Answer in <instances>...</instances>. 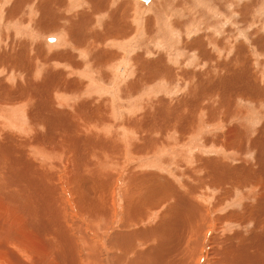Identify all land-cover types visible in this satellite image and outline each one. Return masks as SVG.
I'll use <instances>...</instances> for the list:
<instances>
[{"label":"rangeland","instance_id":"374dc122","mask_svg":"<svg viewBox=\"0 0 264 264\" xmlns=\"http://www.w3.org/2000/svg\"><path fill=\"white\" fill-rule=\"evenodd\" d=\"M66 2L0 0V132L17 142L41 138L45 146L35 145L49 152L51 171L28 154L31 167L44 172L48 192L62 184L59 193L67 191L74 210L76 192L86 209L106 197L114 199L119 222L112 216L108 222L102 216L97 219V229L107 225L102 233L96 229L101 237L108 232L106 240L113 236L114 242L116 227L130 228L132 219L125 220L124 212L131 201L135 217L143 216L138 227L132 222V232L155 237L150 243L143 235L131 239L133 249L136 242L147 245L145 250L157 246L161 237L183 251L189 264H218L222 258L232 264H246V259L264 264V0ZM74 10L81 15L74 18ZM125 24L132 27L127 34L122 32ZM59 35L63 44L55 46ZM22 105L23 119L17 120L22 128L5 126L2 116ZM191 140L194 147L185 150ZM17 147L21 162L23 148ZM80 164L90 168L77 170L79 180L73 187L67 170ZM47 175H54L52 181L45 180ZM41 195L46 201V192ZM44 204L53 215L51 201L47 198ZM203 211L209 216V234L197 251L190 216L199 214L195 220H202ZM185 215L188 232L180 242L171 227L186 223ZM187 246L194 252L185 254ZM134 253L132 259L139 255ZM163 257L170 262L166 252Z\"/></svg>","mask_w":264,"mask_h":264},{"label":"bare ground","instance_id":"6f19581e","mask_svg":"<svg viewBox=\"0 0 264 264\" xmlns=\"http://www.w3.org/2000/svg\"><path fill=\"white\" fill-rule=\"evenodd\" d=\"M47 1V0H46ZM65 1V0H64ZM68 2V0H66ZM66 2V3H67ZM77 2V1H76ZM43 3V2H41ZM63 3V2H62ZM75 3V1H74ZM116 3V1H115ZM124 3V2H123ZM130 3V2H129ZM157 3V2H156ZM158 3H163L158 2ZM59 4V3H58ZM71 4V3H69ZM84 4V3H83ZM94 4V3H93ZM102 4V2L100 3ZM126 4V3H125ZM128 4V2H127ZM88 5V4H87ZM104 5V4H103ZM159 5V4H158ZM67 6V5H66ZM73 6V5H71ZM91 8H93L92 5H90ZM53 7V6H52ZM68 7V6H67ZM79 6H77L78 8ZM86 7V6H85ZM104 7V6H101ZM45 8V7H44ZM62 8V7H61ZM70 8V7H68ZM89 7V9H91ZM106 9V7H104ZM74 9V8H73ZM72 9V10H73ZM87 9V8H86ZM122 9V8H121ZM43 10V9H42ZM46 10V9H45ZM61 10V9H59ZM70 10V9H69ZM104 10V9H103ZM57 11V10H56ZM65 11V10H64ZM76 12V10H74ZM72 11V12H74ZM91 11V10H89ZM99 11V10H96ZM108 11V10H106ZM74 14V18L75 15H81V13L79 14V12L77 11ZM93 12V11H92ZM101 12V11H100ZM104 12V11H103ZM110 12V10L108 11ZM61 13V12H60ZM97 13V12H95ZM68 14V13H67ZM93 14V13H92ZM100 14V13H99ZM105 14V13H103ZM116 15V14H115ZM125 15V14H124ZM92 16V15H91ZM90 16V17H91ZM101 16V15H100ZM106 16V14H105ZM110 16V15H109ZM108 16V17H109ZM123 16V15H122ZM127 16V15H126ZM125 16V17H126ZM70 17V16H69ZM72 17H70L71 19ZM73 18V19H74ZM65 19V18H64ZM67 19V18H66ZM114 19V18H113ZM123 19V18H122ZM61 20V19H60ZM68 21V20H66ZM65 21V22H66ZM71 21V20H70ZM124 21V19H123ZM130 21V20H129ZM84 22V21H83ZM114 22V21H113ZM119 22V21H118ZM126 22V21H125ZM71 23V22H70ZM69 23V24H70ZM130 23V22H129ZM63 24V23H62ZM67 24V23H66ZM71 25V24H70ZM111 25V24H110ZM119 26V24H117ZM127 25V26H125ZM122 26V32L124 34H127L126 32H128L129 30L132 31V27L129 26V24H125ZM65 26V25H63ZM67 26V25H66ZM96 27V26H95ZM62 28V27H60ZM90 28V27H89ZM114 28V27H112ZM131 28V29H130ZM53 30V29H52ZM59 30V29H58ZM63 31V30H62ZM77 31V30H76ZM90 31V30H89ZM88 31V32H89ZM95 31V30H94ZM235 31V30H234ZM121 32V33H122ZM66 33V32H65ZM102 34V33H101ZM113 34V33H112ZM64 35V34H63ZM66 35V34H65ZM64 35V36H65ZM131 35V34H130ZM105 37V36H104ZM66 38V36H65ZM125 38V37H124ZM49 39V38H48ZM68 39V38H67ZM86 39V37H85ZM118 39V38H117ZM56 44L55 46H59L63 44V36L59 35L58 38H56ZM78 40H80L78 38ZM84 40V39H83ZM96 40V39H94ZM69 41V40H67ZM123 41V40H122ZM125 41V40H124ZM78 42V41H77ZM76 43V42H75ZM74 43V44H75ZM88 43V42H87ZM86 43V45H87ZM96 43V41L94 42ZM71 44V43H70ZM70 44H68V46H70ZM79 44V43H78ZM81 44V43H80ZM79 44V45H80ZM84 44V43H83ZM83 44L81 46H83ZM97 44V43H96ZM95 44V45H96ZM76 45V44H75ZM94 45V44H93ZM84 47V46H83ZM86 47V46H85ZM94 47V46H92ZM99 47V46H98ZM88 48V47H87ZM86 48V49H87ZM76 49V47H75ZM78 49V48H77ZM90 50V49H89ZM99 50V49H97ZM83 51V50H82ZM88 51V49H87ZM86 51V52H87ZM14 52V51H13ZM85 52V51H83ZM85 52V53H86ZM90 53V51H89ZM86 55V54H85ZM90 55V54H89ZM92 56V55H90ZM93 58V57H92ZM90 57V59H92ZM80 60V59H79ZM257 60V59H256ZM93 61V59H92ZM127 65V64H126ZM124 66V65H123ZM126 67V66H125ZM120 68L121 71L123 72V74L126 71V68ZM118 68L117 71L118 72ZM114 71V70H113ZM120 71V72H121ZM75 73V72H74ZM86 74V73H85ZM117 74V73H116ZM115 74V75H116ZM122 74V75H123ZM71 77V76H70ZM89 77V75H88ZM118 77V75H117ZM124 77V76H123ZM87 79V77H85ZM89 80V79H88ZM104 80V79H103ZM117 80V79H116ZM98 81V80H97ZM106 82V81H105ZM93 83V82H92ZM91 83V85H93ZM95 83V82H94ZM98 83V82H97ZM103 83V82H102ZM101 84V83H100ZM103 85V84H102ZM84 86V85H83ZM104 86V85H103ZM102 86V87H103ZM86 87V86H85ZM96 87V86H95ZM97 87H99L97 85ZM94 88V89H97ZM101 87V89H103ZM105 87V86H104ZM131 88V87H130ZM140 88V87H139ZM227 88V87H226ZM92 89V88H91ZM91 89H89L88 91H91ZM126 89V88H125ZM98 90V89H97ZM100 90V89H99ZM111 90V89H110ZM131 90V89H128ZM95 90H93L92 92H94ZM101 91V90H100ZM99 91V92H100ZM97 92V93H99ZM109 92V91H106ZM95 93V92H94ZM86 94V93H85ZM62 95V94H61ZM87 95V94H86ZM106 96V95H105ZM80 97V96H79ZM2 98V97H1ZM58 98H61L58 97ZM68 98V97H67ZM23 99V98H22ZM19 100V99H17ZM60 100V99H59ZM62 101L63 98H61ZM22 101V100H21ZM25 101V100H24ZM58 101V100H57ZM143 101V100H142ZM27 102V101H26ZM34 101H32L33 103ZM105 102V101H104ZM25 103V102H24ZM30 103V102H29ZM43 103V102H42ZM61 103V102H60ZM63 105V103H61ZM60 105V104H59ZM28 106V105H27ZM94 107V106H93ZM144 107V106H143ZM25 108V105H24ZM103 109V108H102ZM109 109V108H108ZM41 110V109H40ZM45 110V109H44ZM110 110V109H109ZM23 111V105L22 108H14L13 109V113L10 115H6L4 114L2 116L3 120H4V125L10 128H22L21 125H19V122H17V120L20 118L23 119V115L21 114V112ZM43 112V111H42ZM52 112V111H51ZM54 112V111H53ZM99 112V111H98ZM133 112V111H132ZM25 113V111H24ZM46 113V112H45ZM107 113V112H106ZM136 114V113H135ZM179 114V113H178ZM31 116V115H30ZM92 116V115H91ZM173 117V116H172ZM187 117V116H186ZM44 118V116H43ZM199 118V117H198ZM1 119V118H0ZM16 120V121H15ZM105 120V119H104ZM110 120V119H109ZM19 121V120H18ZM107 121V120H106ZM105 121V122H106ZM104 122V121H103ZM156 122V121H155ZM72 123V122H71ZM101 123V122H100ZM187 123V121H186ZM191 123V122H190ZM18 124V125H16ZM103 124V123H102ZM124 124V123H123ZM244 124V123H243ZM252 124V123H251ZM1 125V124H0ZM16 125V126H15ZM87 125V124H86ZM247 125V124H246ZM96 126V125H95ZM99 126V124L97 125ZM102 126V125H101ZM91 127V126H90ZM190 127V126H189ZM104 128V127H103ZM115 128V126H114ZM255 128V127H254ZM2 129V127H1ZM0 129V130H1ZM94 129V128H93ZM97 129V127H96ZM99 129V128H98ZM97 129V130H98ZM127 129V128H126ZM129 129V128H128ZM137 129V128H136ZM100 130V129H99ZM139 130V129H138ZM73 131V130H72ZM90 131V130H89ZM92 131V130H91ZM125 131V130H124ZM3 132V131H2ZM98 132V131H97ZM138 132V131H137ZM136 132V134H137ZM148 132V131H147ZM245 132V131H244ZM249 132V131H248ZM53 133V132H52ZM87 133V132H86ZM100 134V131L98 132ZM121 133V132H120ZM187 133V132H186ZM247 133V132H246ZM21 134V133H20ZM146 134V133H145ZM248 134V133H247ZM246 134V135H247ZM90 135V134H89ZM21 136V135H20ZM28 136V134H27ZM52 136V135H51ZM101 136V135H100ZM103 136V135H102ZM126 136V135H125ZM135 136V135H134ZM140 136V135H139ZM142 136V135H141ZM148 136V135H147ZM151 136V134H150ZM172 136V135H171ZM63 137V136H62ZM90 137V136H89ZM99 137V136H98ZM20 138V137H19ZM61 138V137H60ZM104 138V137H103ZM150 138V137H148ZM160 138V137H159ZM247 138V137H246ZM37 139V138H36ZM98 139V138H97ZM142 140H144L143 138H140ZM31 141V138L28 137H24V138H20V140L17 142V138L10 135V134H3L0 132V264H189V261L187 262L186 259H184V252L182 251L180 253V251L178 252V248L177 246H173L171 247L172 243L168 244V240H162V238L160 237V239L158 240L159 243L157 244V246H153L150 247L149 249L145 250V247L147 246H142V244L136 242L135 244H137V249L135 246V250L133 249V247L131 245H129L130 240L134 238V240L137 238L138 240L140 239V236L143 235L144 238V242L145 243H150L152 242V240L155 238L152 234L151 235H145L143 234H139V236H137V231H133V221H135L134 225H136V223H141V216L142 213L140 215H137L138 213H136L134 210L131 209V204L132 202H128L126 208V211L124 212V219H132L131 224H130V228H127L124 230V228H120L117 229L115 231V236H114V242H112V237L109 240H106L107 237L109 236L107 233L104 232L103 236L101 237V230L104 229L105 226H107L106 224L99 230L98 225H97V219H99V217L103 218V220L105 222H108V218L109 216L113 217L114 219L118 221V216H117V210L116 207L113 206V201L114 199L111 201L107 200L108 197L104 198L105 200H102V203H98L95 204V208L94 207H87V209L85 208L86 205L83 206L81 205V201L82 199L80 198L81 196L79 195L80 193L77 194V199H76V210L73 209V207L71 205H69V199H67L69 197L67 191L63 192V195H61V193H59V191H62V184H60L59 186H55L54 189L56 190V192H54L53 190H50L52 192H48L43 180L45 178L44 176V172L42 171L43 174H39L40 168L35 165L34 167H31V160L32 159H36V162L40 161L42 163H44V168H46L49 172L51 171L50 168H48L47 166V162L50 156L48 151H44L42 152V148L43 146H45V144L42 142L41 138L38 140H34ZM48 141L50 139H47ZM76 140V139H75ZM82 140V138H81ZM100 141V139H98ZM107 140V139H106ZM137 140V139H136ZM97 141V140H95ZM102 141V140H101ZM133 141V140H132ZM140 141V140H139ZM6 142V143H5ZM38 142H40L41 144H39ZM51 142V141H50ZM62 142V141H61ZM94 142V141H93ZM106 142V141H105ZM115 142V141H114ZM113 142V143H114ZM160 142V141H159ZM170 142V141H169ZM17 143L20 147L23 148V156L21 157L24 159V161L21 160V162H19V160L17 159V154L18 151L17 149H19L17 146ZM35 143H37L40 146L35 145ZM76 143V141H75ZM80 143V142H79ZM116 143V142H115ZM121 143V142H119ZM127 143V142H126ZM200 143V142H199ZM85 144V143H84ZM99 144V143H98ZM103 144V143H101ZM122 144V143H121ZM193 140L187 142L186 149L185 150H191L190 147H194ZM75 145V144H74ZM86 145V144H85ZM144 145V144H143ZM184 145V144H183ZM78 146V145H77ZM165 146V145H163ZM184 146V147H185ZM196 146V145H195ZM16 149H15V148ZM69 147V146H67ZM97 147H100L99 145H97ZM106 147V146H105ZM121 149H125V154L126 152L129 151L128 149V144H124L122 145ZM21 148V149H22ZM96 148V147H95ZM107 148V147H106ZM110 148V147H109ZM108 148V149H109ZM117 148V147H116ZM159 148V147H158ZM167 147H165L166 149ZM169 148V147H168ZM47 149V148H46ZM115 149V148H114ZM119 147L117 148V151L121 150ZM136 149V148H135ZM139 149V148H137ZM143 149V148H142ZM183 149V148H182ZM69 150V149H68ZM93 150V149H92ZM101 150V149H100ZM110 150V149H109ZM141 150V149H140ZM158 150V149H157ZM160 150V149H159ZM170 150V149H169ZM181 150V148H180ZM52 151V150H51ZM95 151V150H93ZM111 151V150H110ZM137 151V150H136ZM143 151V150H142ZM168 151V150H167ZM104 152V151H103ZM115 152V151H114ZM158 152V151H156ZM160 152V151H159ZM183 151L182 155L185 154ZM76 153V152H75ZM102 153V152H101ZM108 153V152H107ZM153 153V152H152ZM155 153V152H154ZM187 153V152H186ZM28 154H32V159H29L27 156ZM56 154V153H55ZM63 154V153H62ZM97 154V153H96ZM110 153H108L109 155ZM116 154V153H111ZM141 154V153H140ZM174 154V153H173ZM188 154V153H187ZM186 154V155H187ZM224 154V153H223ZM91 155V154H90ZM104 155V154H103ZM190 155V154H188ZM58 156H60L58 154ZM62 156V155H61ZM60 156V157H61ZM76 156V155H75ZM93 156V154H92ZM117 156V155H116ZM175 156V155H174ZM191 157V156H190ZM189 157V158H190ZM20 158V159H21ZM95 159L97 158L94 157ZM175 158V157H174ZM139 159V158H138ZM33 160V161H34ZM72 160V159H71ZM77 160V157L76 159ZM97 160V159H96ZM142 160V159H141ZM146 162V161H145ZM46 163V164H45ZM67 163V162H66ZM63 163V164H66ZM93 163V162H91ZM155 163V162H154ZM246 163V162H245ZM108 164V163H107ZM62 165V164H61ZM67 165V164H66ZM69 165V164H68ZM79 165V164H78ZM81 165V164H80ZM86 165V164H85ZM179 165V164H178ZM208 165V164H207ZM213 165V162H212ZM33 166V165H32ZM60 166V165H59ZM82 167H72L71 169L69 168L67 171L68 177L67 180L68 182L70 181L71 185L74 187L76 186V184H78V180H79V173L77 174V170L78 171H83L86 170L89 165L86 167H83L84 165H81ZM91 166V165H90ZM110 167V165H108ZM107 166V167H108ZM114 166V165H113ZM93 167V166H92ZM108 167V168H109ZM112 167V166H111ZM117 167V166H116ZM204 167V166H203ZM202 167V168H203ZM68 168V167H67ZM83 168V169H82ZM90 168V167H89ZM208 168V167H207ZM211 169V167H209ZM106 169V168H104ZM114 169V168H113ZM174 169V168H173ZM199 169V168H198ZM46 170V171H47ZM94 170V169H93ZM195 170V169H194ZM204 170V169H202ZM64 171V169H63ZM87 171H89L87 169ZM91 171V170H90ZM99 171V170H98ZM199 171V170H198ZM197 171V172H198ZM48 172V173H49ZM94 172V171H93ZM214 172V171H213ZM41 173V172H40ZM82 173V172H81ZM47 174V173H46ZM89 174H91V172H89ZM94 174V173H92ZM239 174V173H238ZM193 176V173L191 174ZM50 178L51 181L54 177V175H47L46 176V181L50 182ZM39 179H41L40 181H38ZM58 179V178H57ZM88 179V178H87ZM99 179V178H98ZM59 180V179H58ZM57 180V181H58ZM66 180V181H67ZM94 180V179H93ZM192 180V179H190ZM200 180V179H199ZM54 181V180H53ZM98 181V180H97ZM97 181H94L97 183ZM203 181V180H202ZM62 182V181H61ZM102 182V181H101ZM256 182V181H255ZM56 183V182H55ZM64 183V182H63ZM49 184V183H48ZM172 185V184H171ZM115 186V185H114ZM64 187V186H63ZM109 187V186H108ZM113 187V186H110ZM99 188V187H98ZM52 189V188H51ZM60 189V190H59ZM64 189V188H63ZM71 189V187H70ZM185 189V188H184ZM65 190V189H64ZM69 190V189H68ZM110 190V189H109ZM105 191V190H104ZM115 191V190H114ZM46 192V195H45ZM44 194L46 196V201L48 198V202L51 201V212H54V214L52 215V213H50V210H44V208L46 207V204H44V198L43 195ZM104 193H107L104 192ZM71 194V193H70ZM74 196V195H73ZM108 196V195H107ZM114 196V195H113ZM103 197V196H102ZM193 198V196H192ZM187 199V198H186ZM99 200V199H97ZM96 201V200H95ZM187 201H190L187 199ZM72 203V202H71ZM70 203V204H71ZM180 203V202H179ZM38 204L39 207H37L36 205ZM194 204V203H193ZM75 206V205H74ZM97 206H99L100 208H96ZM187 206V205H186ZM196 206V205H193ZM192 206V207H193ZM188 207V206H187ZM186 207V208H187ZM109 208V209H108ZM115 208V209H113ZM196 208V207H195ZM99 210L97 212H93L91 210ZM189 211V207L187 208ZM186 209V210H187ZM191 209V207H190ZM197 209V208H196ZM194 210V209H191ZM200 209V213H201ZM37 211L40 212L39 215H36ZM90 212L92 214H90ZM141 212V211H140ZM139 212V213H140ZM178 212V211H177ZM192 212V211H190ZM194 212V211H193ZM208 212V211H207ZM184 213V212H183ZM188 213V212H187ZM185 213V214H187ZM204 211L202 213V215L205 218H202V220H200L198 218L199 221H196L195 219H197V217L201 216L199 214H197V217L194 214L191 217V220L189 224L190 229L192 230L191 233H193L196 238H197V246H195L199 251V246L202 249L205 246V235L209 232L207 231L208 227L206 226L207 224H209L210 220H209V216L207 215L208 213H206L204 215ZM116 215V216H114ZM191 215V213H190ZM259 215V214H258ZM187 216V215H185ZM143 217V216H142ZM189 217V218H190ZM146 218V217H145ZM188 216L186 217V220H184L183 225L180 224V222H178L179 224H175L173 225L171 228V234L174 232V235L176 238H178L177 240L179 241V238L181 239L180 242H182V240H184V236L183 233L185 230H187V219ZM193 218V219H192ZM112 219V218H111ZM113 219V220H114ZM144 219V218H143ZM39 220V221H37ZM102 220V221H103ZM149 219H147L148 221ZM41 227L38 226L39 223H41ZM111 220H109L110 222ZM129 222V221H128ZM144 222V221H143ZM189 222V221H188ZM104 224V223H103ZM195 224V225H194ZM128 225V224H126ZM86 226V227H85ZM99 226H101V223H99ZM118 226V224L116 225ZM124 226V224H123ZM129 226V225H128ZM210 226V225H209ZM113 227V223L111 224V230ZM122 227V226H121ZM134 227H138L137 225ZM219 227V226H218ZM107 228V227H106ZM115 228V227H114ZM221 228V227H220ZM99 230L101 233L99 234V232L96 231ZM132 229V230H131ZM106 231V229H104ZM103 230V231H104ZM109 229L107 228V231ZM210 230V229H209ZM129 231L131 233H129ZM152 233L155 235V233L157 234V232H154V230H151ZM89 232V233H88ZM113 232V231H112ZM119 232V233H117ZM141 232H144L143 230H141ZM147 232V231H146ZM162 233H165L164 230L161 229ZM188 232V231H187ZM185 231V233H187ZM190 232V231H189ZM217 232V231H216ZM221 231H219L220 233ZM224 232V231H222ZM140 233V232H138ZM111 235V234H110ZM186 235V234H185ZM153 236V237H152ZM171 236V235H170ZM95 237V238H93ZM129 237V238H128ZM187 238V236H185ZM215 237V236H214ZM216 238V237H215ZM214 238V239H215ZM212 239V238H211ZM261 239V238H260ZM131 240V241H132ZM143 240V239H142ZM147 240L149 242H147ZM186 240V239H185ZM199 240L200 243H199ZM109 241V242H108ZM124 241V242H123ZM163 241L164 244H166L167 246L164 247L163 245ZM133 242V241H132ZM176 242V241H175ZM134 243V242H133ZM157 243V242H155ZM177 243V242H176ZM154 244V243H153ZM152 244V245H153ZM229 244V243H228ZM174 245V244H173ZM192 245V244H191ZM131 246V247H130ZM228 246V245H227ZM171 247V248H169ZM175 247L177 249H175ZM188 248L186 249L187 252H185V254H190L192 252V249L190 246H187ZM174 248V249H173ZM232 249V248H231ZM244 249V248H243ZM183 250V249H182ZM191 250V252L189 253V251ZM135 251L139 252V255H137V257H135V259H132V255ZM201 251V250H200ZM215 251V250H214ZM226 251V250H225ZM167 253L168 257H170V262H167L164 257H163V253ZM194 252V251H193ZM192 252V253H193ZM203 252V250H202ZM213 252V251H212ZM221 252V251H220ZM196 253V252H195ZM199 253V252H198ZM196 253V255L198 254ZM216 253V252H215ZM214 253V254H215ZM226 253V252H225ZM239 253V252H238ZM135 254V253H134ZM138 254V253H137ZM205 254V253H204ZM217 254V253H216ZM215 254V255H216ZM222 254V253H221ZM166 255V254H165ZM135 256V255H134ZM200 256V255H199ZM229 256V255H228ZM189 257V256H188ZM241 257V256H239ZM243 257V255H242ZM241 257V258H242ZM193 258V257H192ZM195 258V257H194ZM199 258V257H198ZM197 258V259H198ZM221 258V257H219ZM238 257H236L237 259ZM169 259V258H168ZM190 259V257L188 258ZM200 259V258H199ZM223 259V258H222ZM222 259L220 261V263L218 264H232L231 261H225ZM186 260V261H185ZM192 260V259H190ZM245 260V259H244ZM248 260V264H249V260L250 259H246ZM201 262V261H200ZM214 262V261H213ZM251 264H260V262L255 261V260H250ZM191 263V262H190ZM195 264H197V260L194 262ZM246 263V264H247ZM193 264V263H192ZM234 264V263H233ZM236 264V262H235ZM263 264V263H261Z\"/></svg>","mask_w":264,"mask_h":264},{"label":"water","instance_id":"95a60500","mask_svg":"<svg viewBox=\"0 0 264 264\" xmlns=\"http://www.w3.org/2000/svg\"><path fill=\"white\" fill-rule=\"evenodd\" d=\"M141 1H143V2H145V3H149V2L152 1V0H141Z\"/></svg>","mask_w":264,"mask_h":264}]
</instances>
